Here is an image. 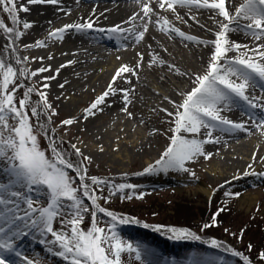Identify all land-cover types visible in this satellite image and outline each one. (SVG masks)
<instances>
[{"label": "snow or ice", "instance_id": "obj_1", "mask_svg": "<svg viewBox=\"0 0 264 264\" xmlns=\"http://www.w3.org/2000/svg\"><path fill=\"white\" fill-rule=\"evenodd\" d=\"M62 0H0V10L8 14L12 26H6L0 19V36L6 43L0 47V264H44L39 257H33L20 247V241L30 235L44 246L47 253L59 257L64 264H127L126 257H133L139 264H153L150 253L140 245H133L122 239L116 230L117 224L140 223L128 216H120L106 209L105 204L117 193L130 190L125 198L143 199L144 193H136L137 185L132 183H110L108 180L90 176L88 166L92 159L84 155L75 144L72 151L65 149L50 127L55 108L44 91L50 87L42 83L25 84L41 73L52 72L51 66H42L36 70L28 68L29 57L20 56L19 42L26 31L34 27V21H27L19 13H28L27 5H57ZM80 0H77L79 3ZM139 11L128 19L110 28L97 26L95 10L92 16L81 18L82 22H73L60 28L50 29L47 39L63 41L65 34H87L89 32L106 33L111 39L123 37L130 43L140 44L150 32L149 25H157L156 30L168 35L169 39L178 37L183 41L203 46L210 50L202 72L181 71L175 64L168 62L159 53L151 57L148 67L159 66L175 75L187 77L191 87L179 92V101L164 97L173 106L174 111L161 108L171 119L169 144L159 159L148 165L138 175H158L169 172L186 173L195 177L196 173L188 167L190 163L203 157L211 159L213 153L205 150V145L218 143L219 136L214 133L237 132L251 135L253 130L264 133V0H134ZM187 10L190 20L199 24L193 10L209 13L216 30L214 39L197 38L175 27L167 16L171 13L176 20L187 23L180 10ZM70 10L65 12L69 15ZM103 15V13H101ZM155 18V19H154ZM142 23H137V20ZM51 24V21H49ZM22 29L21 30V26ZM131 25V27H124ZM205 27L203 24L200 25ZM241 33L254 44H242L231 38V34ZM44 40L34 45L25 44L24 48H44ZM187 46V44L185 45ZM150 47V45H149ZM167 51V49H164ZM137 63L129 67L122 64L115 72L106 90L85 109L82 119L95 117L111 107L110 96L122 94L123 107L120 109L129 118L132 113L128 105L132 103L129 93L132 88L122 89L117 85L122 80L132 84L131 77L139 76L144 56L137 52ZM43 57L32 58L33 62ZM48 59H53L49 55ZM117 59H121L117 57ZM75 63L68 61L55 69V75L44 76L43 81L56 79L60 69ZM163 79V77H161ZM115 86V87H114ZM60 88L64 84L59 85ZM21 89L22 94L18 95ZM257 91L260 95H257ZM35 95L36 100L32 97ZM59 99V97H57ZM238 108L251 121V127L245 123L234 122L222 115L226 111ZM259 110V111H257ZM78 122L75 118L62 120L60 126H71ZM48 141L46 149L41 148L39 137ZM203 137V138H201ZM103 149L101 148V151ZM75 157L76 159H74ZM255 160V155L253 156ZM249 168L252 165L248 166ZM74 174V175H73ZM256 175L245 172L244 175ZM264 175V174H260ZM238 179L239 177H235ZM107 191V195H105ZM225 195H237L226 192ZM88 201L86 204L85 201ZM224 211L218 209L212 216V223L203 224L201 231L216 225V216ZM91 215L89 226L83 227L86 214ZM108 217L110 223L101 226L99 215ZM59 224V227L56 225ZM142 227L149 228L147 223ZM154 231L169 233V239L199 241L201 237L187 228L152 226ZM212 248H222L217 240L210 241ZM249 245V251H251ZM233 256L241 259L242 264H252L251 259L241 252L229 250ZM264 262V251L258 254ZM200 264V262H193Z\"/></svg>", "mask_w": 264, "mask_h": 264}, {"label": "bare ground", "instance_id": "obj_2", "mask_svg": "<svg viewBox=\"0 0 264 264\" xmlns=\"http://www.w3.org/2000/svg\"><path fill=\"white\" fill-rule=\"evenodd\" d=\"M20 3H26V0H20ZM27 6L30 11L28 13L21 12L19 15L24 20L34 21L35 25L26 31L19 42L18 54L29 57L27 66L30 70L34 71L42 66H51L53 71L41 73L39 76L33 77L31 81L25 82L35 84L37 88H40L42 83L45 82L50 85L44 91L48 93V100L55 110L58 109V115L53 117L54 121L61 122L69 118H75L78 121L71 126H60L61 131L69 133L72 138L78 140L82 138L80 143L85 144L82 149L88 151L92 157L109 159L108 157L113 156L115 157L114 163H120L124 157L126 164L122 163V168L127 166V162L128 166L139 163V167L135 170L133 168H129L127 171L123 170L122 172L125 174L131 173L132 170L135 174H138L145 167L159 159L161 153L169 144L171 133L167 137L164 136L168 143L161 146L160 151L156 153L147 137L139 136L134 127L131 130L128 128L130 125L128 121L132 120L136 127H141L146 132L155 129V126L161 123H169L171 118L164 112L159 111L161 108L174 111L173 106L164 97L179 101L181 97L178 93L189 90L191 83L187 77L175 75L159 66L149 68L147 65L151 57L159 53L162 58L175 64L181 71L187 70L189 73L202 72L197 65L205 66L210 50L183 41L178 37L169 39L168 35L156 30L157 25L155 24L149 25L150 32L146 35L145 41L140 44L130 43L129 40H125L120 36H114L110 39L106 33L101 32L81 34L70 31L65 34L62 42L47 39L50 29L60 28L68 23L82 22L81 18L92 16L93 10H95L96 16H92V18L96 19L98 17V27L107 29L120 24L134 12L139 11V5L134 0H80L79 3H77V0H62L59 6L47 4ZM68 10H70V14L65 15ZM186 11L180 10L181 15H184V20L187 21L186 24L176 20L171 13L162 12L161 15L167 16L175 27L188 35L203 39H214L212 32L206 31V29L216 30V26L208 19L209 13L203 10L198 13L193 10L191 15L196 16L200 22L197 24L195 21L190 20L188 15H185ZM49 21H51V24H49ZM137 23H142V21L138 19ZM201 24L205 27L202 28ZM20 27L23 31L22 25ZM124 27H131V25H124ZM231 38L249 46L254 44L251 39L246 38L241 33H233ZM37 40H44L47 46L44 48L23 47L25 44L34 45ZM5 43L6 41L0 36V45L2 46ZM186 44L187 46H185ZM164 49H167V51H164ZM137 52L142 53L144 56L138 78L126 74L131 78L132 84L129 85L122 80H118L116 85L122 89H134L129 93L132 103L128 105L132 117L129 118L126 113L120 110L123 107L122 94L117 93L115 96L108 98L107 102L112 105L111 107H104V111L98 113L95 117H89L87 120L82 119L85 115V109L106 90L117 69L122 64L132 67L137 63L136 61L139 59ZM49 55L53 59H48ZM39 57L44 58L42 63L39 59L33 62L32 58ZM117 57L121 59H117ZM68 61H75V63L61 68L56 79L50 81L41 79L44 76L55 75L54 70ZM100 69L103 73L98 74ZM161 77H164L165 80ZM60 84H64V87L60 88ZM256 94L260 95L258 91ZM113 111H115L114 117H112L113 123L116 126H123L118 136H113V138L107 136L106 140L96 136L95 140L90 142L88 146L89 142L86 141L89 140V136L87 138V136H82L81 133H91V129L96 127L99 121L110 119L107 116ZM222 115L234 122L245 123L246 126L251 127V121L238 108L226 111ZM123 120L126 121L125 124L122 123ZM73 129L76 132L75 134L70 133L73 132ZM214 136L220 137L219 142L205 145V150L213 153L212 158L205 160L201 157L193 162L194 164L190 168L196 173L195 176L202 180V184L195 185L190 192L195 197H201L203 201L212 198V188L229 183L232 180H236L235 184L241 187L248 186L251 179L245 178V176H248L244 175L245 172L264 174V133L259 130H253L251 135L241 132L232 135L216 132ZM254 155L255 160L253 159ZM128 158L132 160L130 163ZM199 164H203V166ZM249 165H252V167L249 168ZM104 169L106 170L104 171L105 176H112L109 173L112 172V168L108 166ZM208 171L211 172L209 177L207 176ZM141 177L146 181V187L141 193L149 192L150 189L154 188V185L177 183L176 180L168 177L153 178L152 175ZM235 177H239L240 180ZM251 177L261 178V175H252ZM236 193H239L240 196L238 199L240 209L251 211V209L258 206L261 196H264V188L255 187L244 191L241 195L240 192ZM37 243V240L30 235L20 241V247L26 251ZM36 247H39V245H36Z\"/></svg>", "mask_w": 264, "mask_h": 264}, {"label": "rangeland", "instance_id": "obj_3", "mask_svg": "<svg viewBox=\"0 0 264 264\" xmlns=\"http://www.w3.org/2000/svg\"><path fill=\"white\" fill-rule=\"evenodd\" d=\"M0 19L4 20L6 26H12L8 14L3 13L2 10H0ZM2 46L0 45V47ZM197 67L201 71L204 69L201 65H197ZM99 73H103L101 69L98 71V74ZM163 80H165L164 77ZM25 84L30 83L25 82ZM23 91L24 89H21L18 95L22 94ZM32 99L36 100L37 97L33 95ZM114 114L115 111L111 112L108 115L109 117L107 116V118L110 119L99 121V123L96 124V127L91 129V133H81L82 136H87V138L89 136V140L86 141L89 142L88 146L90 145V142L95 140L94 138L96 136H100L104 140H106L107 136L111 138H113V136H118V133L123 126H116V124L113 123L112 117H114ZM125 122V120L122 121L123 124H125ZM128 122L130 124L128 126L130 130L134 127L139 136H145L150 140L155 149L154 152L158 153L160 147L168 143L164 136L167 137L170 134L168 130L171 125L169 123H161L155 126V129L146 132L143 128L136 127L132 120H129ZM141 126L144 127L143 125ZM50 127L55 131L59 140L63 142L62 146L69 152L72 151L70 145L75 144L80 148L84 155L92 157L88 151L86 152L82 149L83 145H85L80 143L82 138L78 140L74 137H70L69 133L62 132L60 122H56L53 119V124ZM70 133L75 134L76 132L73 129V132ZM39 141L41 148L46 149L48 141L43 136L39 137ZM73 158L76 159L75 157ZM108 158L109 159L95 156L92 157V162L88 166V174L90 176H96L108 180L110 183H132L138 186L136 193L143 192L142 190L146 187V181L145 179H142L141 175L133 172V170L139 167V163L128 166L127 162L128 167L124 166L125 170L122 168V163L124 165L126 164L124 157L120 162L121 164L114 163L115 157L113 156ZM128 161L130 163L132 160L128 158ZM193 164L194 163H190L188 167L191 168V165ZM199 165L203 166V164ZM108 166L109 168H112V172H109L112 176L104 175V171H106L104 167L106 168ZM129 168H133L131 173L125 174L122 172L123 170L127 171ZM208 173L207 176L209 177L211 172L208 171ZM260 174L262 173H256V175ZM152 176L153 178H172L176 180L177 183L172 185H154V188L150 189L149 192H144L145 195L143 199H136L135 194H133V199L128 200L125 197L130 193V190H125L124 193H117V195L111 197L109 203L105 204L103 200H100L99 203L101 206L115 212L117 215L128 216L140 222L123 225L117 224L116 230L122 239L127 240L134 246L140 245L147 249L150 253L149 259L153 264H168V255H164L165 258L160 256L165 254L167 252L166 250H171V248L175 246L178 247V252H175L174 254L179 257L176 259L179 261L175 262V264H193V262L197 261L200 262V264H216L215 257L219 256L222 252L225 253H222V264H242L241 259L237 256H233L231 251H229L230 249L248 256L251 259L252 264H264V262L258 259V254L261 251H264V196H261L259 199L258 206L251 209V211H248L246 209H240L238 203L240 196L239 193H236L240 192L241 195L244 191L254 189L255 187L264 188V175H261V178H252V175L245 176V178L251 179L246 187H241L240 185L235 184L236 180L218 185L211 189L213 196L208 201H203L201 197H195L192 195V192H190L191 188H194L195 185L202 184V180L198 178V176L193 177L186 173L176 172ZM226 192L235 193L237 195H225ZM104 194L107 195V191H105ZM85 203L87 204L88 201L86 200ZM221 208H223L224 211L216 216V225L201 231L203 224H211L212 216ZM99 219L101 221V226H104L106 222L110 223L109 218L104 217L102 214L99 215ZM90 221L91 215L89 213L86 214V219L83 224L85 229L89 226ZM143 223H147L150 227H142ZM160 225L166 227L187 228L199 235L201 239L199 241L190 239H169V233H166L163 230L160 232L153 230L152 226ZM56 227H59V224H57ZM34 239L37 240L36 237H34ZM213 239L223 245L222 248H216L220 253L213 252L208 254L197 248L201 246L200 243L203 242V244L207 245ZM36 245H39V247H36ZM36 245L25 252L33 257H39L44 264H64V261L59 257L48 254L44 246L39 243ZM249 245L252 246L251 251H249ZM204 250L205 249L203 248V251ZM126 259L127 264H139V262L134 259V256L126 257Z\"/></svg>", "mask_w": 264, "mask_h": 264}]
</instances>
